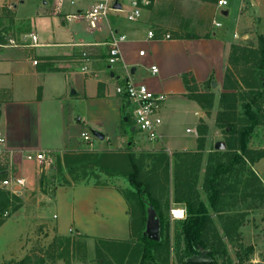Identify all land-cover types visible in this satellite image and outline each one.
I'll list each match as a JSON object with an SVG mask.
<instances>
[{
	"label": "crops",
	"instance_id": "obj_1",
	"mask_svg": "<svg viewBox=\"0 0 264 264\" xmlns=\"http://www.w3.org/2000/svg\"><path fill=\"white\" fill-rule=\"evenodd\" d=\"M117 1L121 9L110 11L98 27L91 28L85 18L68 19L67 15L84 13L95 0H0V28L8 26L6 40L0 34V42L6 44L0 46V129L7 149L14 153L15 173L26 176L29 183L50 168L42 171L37 163L24 160L23 152L45 151L54 159L82 150L128 152L124 145L132 143L130 137L137 130L134 125L131 132L126 131L127 115L133 121V105L116 91L128 71L135 81L169 94L162 107L165 123L158 141L169 146L172 139L173 147L180 150L195 147L194 139L181 142L168 127L178 118L191 120L188 127L198 132H189L193 136L200 134V122L210 127L209 113L188 97L183 74L189 73L200 90L210 78L224 83L232 44L252 37L247 25L254 24V18L264 24V0H228L235 8L233 15L229 6H220L218 0H137L141 15L135 20L127 17L133 0ZM214 19L222 26L216 27ZM151 29L153 38L148 36ZM112 31L126 35L120 44L122 58L115 64L109 62ZM32 34L37 35V44ZM10 38L17 44H8ZM84 50L89 51V60L83 59ZM85 64L88 71L82 69ZM153 65L157 72L152 71ZM92 130L104 137L86 141L82 132ZM72 183L67 187L78 186ZM92 187L102 190L103 212L93 211V198L80 199L78 211L75 205L71 208L74 224L70 228L81 238L92 236L87 233L91 225L84 232L81 222L96 218L101 231H112L109 218L118 214L123 229L129 223L130 234L131 214L122 190L111 182ZM56 230L61 233L58 225ZM10 249L9 254L16 252Z\"/></svg>",
	"mask_w": 264,
	"mask_h": 264
},
{
	"label": "rangeland",
	"instance_id": "obj_2",
	"mask_svg": "<svg viewBox=\"0 0 264 264\" xmlns=\"http://www.w3.org/2000/svg\"><path fill=\"white\" fill-rule=\"evenodd\" d=\"M228 6L233 15L235 8L231 4ZM223 17V15H220L218 18L223 20ZM253 23L247 25V29L253 33L252 37H248L246 40L241 39L238 45L241 44L240 46L251 49L259 46V36H264V24H259L256 18H254ZM5 27L0 28V34L4 38L7 35L8 26ZM251 58H253L252 52L248 51L245 58L242 52L238 51L235 55V63L231 64L229 62L228 67L232 71V83H238L241 86L240 90L245 92L244 95L246 94L247 101L248 99L251 100V96H255L253 92H256V96H258L255 101L256 104L264 107V99L262 101V96H259V92L264 91V71L258 66L259 63L251 60ZM210 80L211 87L209 86V90L215 94L213 106L208 115L209 119H207L210 127H204L200 122V126H202L200 129L203 130V133L199 132L198 136H193L192 133L186 131V127L192 125L191 120L187 118H178L174 123L168 125L181 142L194 139L195 147H186L180 150L173 147L176 144L171 142L172 139H169V146L167 144L163 145L161 141H158L160 139L149 141L144 134L134 130L133 135L130 137L132 143L124 145L125 151L128 152L110 154L95 150H82L67 153L80 154L81 157H84V161L80 165L76 162L73 163L76 168L75 175L68 171V166H65L63 159L65 155L63 157L58 156L61 161H58L56 157L47 173L41 172L40 177L34 178L32 183L28 182L27 190L20 195L22 203L18 210L14 211V205H9L2 211L0 204V222L3 224L7 221L4 226L0 225V227L2 226L0 229V264H21L26 257H30L32 263L43 258L47 264H101L99 260L105 264H139L142 255L140 235L141 231L146 234L148 220L144 225L142 221L143 209L135 196L131 194V189L134 188L127 177L130 173H137L139 181H144L143 185L150 186L151 194L159 201L164 220L169 223V229L164 230L163 234L159 230V240L162 241L163 245L162 248H157L160 251L155 253L152 264H165L164 246H166V243L170 246L169 264H182L179 259L184 242L181 237L178 246V236L182 230L181 221L186 218L187 210L184 203L175 202L173 198L176 182L175 165L179 162L177 154L179 152H195L201 141L200 139H204L203 156L196 185L201 200L208 205V194L202 187L206 166L210 153L217 150L215 143L217 141L226 143V134L222 128L217 126L215 121L216 114L220 110V94L226 88L224 83L219 84L214 78H210ZM213 82H216L217 85L213 86ZM204 88L207 89L208 86L204 85L202 89ZM250 90H252V93L249 96L248 92ZM166 94L169 96L168 93ZM237 106L236 112L238 118L241 119L243 118L241 116L243 110L241 102ZM212 117H215V119ZM162 120L163 125L165 123L163 116ZM132 122L130 118L126 130L132 131L130 129ZM248 122L246 118V123ZM92 140L97 141V137L93 134ZM98 141L100 142V140ZM250 146L264 149V112L250 141ZM226 150L227 148L221 149L222 152ZM104 154L110 156L105 157ZM228 156L223 157V163ZM98 159L101 165L109 170L108 174L103 171L104 168L101 169L97 166L99 165L96 162ZM258 161L247 164L246 171L244 170L242 176L240 175L237 179H235L234 174L224 177L230 189L225 192L224 201L221 204L222 212L214 211L209 207V212L223 239L226 250L223 253L220 249L221 253L216 254L215 264H264V198L256 197L255 192L252 190L257 186H264V157L259 163ZM229 163L231 162L225 161L224 166H228ZM86 173L89 175L84 176L83 174ZM105 175L111 177H105ZM72 182L78 184V186L76 188L67 187V185H72ZM108 182L113 183L116 188L122 189L124 194H127L125 196L127 200L129 199L128 210L131 214V233L129 234L127 230L129 223L123 229L121 226L122 218L115 214L109 218L112 231H101L96 218L95 220L86 221L87 224L82 221L84 232L87 225H91L87 233L92 236L88 235L86 238H81L78 233L70 228V225L74 224L71 208L75 205L78 211L80 199L93 198L92 202H96L93 211L103 212L104 206H102L103 203L99 198L102 195V190L95 191L92 186L103 185ZM60 187L67 188H62L56 192ZM29 196L30 199H26ZM174 203H179L181 206ZM92 204L91 206H94ZM172 208H182L184 217H175L171 212ZM220 215L224 216L222 218L227 215H236L237 217L239 227L229 237L224 235ZM41 218L43 220H39ZM56 225L63 234L57 232ZM20 232L22 233V239H20ZM210 234H212V230ZM249 245L254 246V253L244 261L238 260L236 252L244 254L246 247ZM9 248H11V252H16L9 254Z\"/></svg>",
	"mask_w": 264,
	"mask_h": 264
},
{
	"label": "trees",
	"instance_id": "obj_3",
	"mask_svg": "<svg viewBox=\"0 0 264 264\" xmlns=\"http://www.w3.org/2000/svg\"><path fill=\"white\" fill-rule=\"evenodd\" d=\"M259 46L257 48L251 49L246 46H240L238 44H232L231 53L229 57V62L231 64L235 63V55L238 51L247 57V52L253 53V58L256 63H259V67L264 71V36H259ZM231 68L228 67L225 75L224 86L225 91L221 92L219 98L220 110L216 116V124L218 127L222 128L226 134V148L225 152L221 149L213 151L210 153L208 164L206 166V171L203 180V190L208 194V205L206 202L202 201L200 198V192L196 185V180L198 179V173L200 172V166L202 161V150L204 148V139H200L198 150L195 152H179L177 154L178 163L175 165V185H174V201L184 203L186 205L187 216L181 221V232L178 236V246L181 237L184 242V246L181 249L180 261L182 264H215L216 254L225 253V245L223 239L214 224V220L209 212V207L214 211L222 212L223 209L221 204L224 201L225 192L229 191L230 187L226 184L224 177L226 175L234 174L235 179L240 175L242 176L244 170L246 171V166L249 163H254L260 158L264 157V149L262 148H252L250 146V141L254 136L255 129L259 124L260 118L264 112V107L260 104H256L258 96L256 92H253L251 100H246L245 92H241V86L232 83L231 79ZM183 80L188 91V97L196 101L203 109L208 113L213 106L215 99V94L209 90L211 87V80L206 82L208 88L200 90L198 84L195 82L193 77L189 76V73L183 74ZM252 90L248 92L249 96ZM259 96H262V101L264 99V91L259 92ZM241 102L242 112L241 116L243 118H238L237 115V104ZM127 115V114H125ZM128 120H130V116ZM246 118L249 121L246 123ZM129 122V121H127ZM127 122H124L127 124ZM134 126V123L130 127ZM205 127V126H204ZM199 132L202 134L203 130L198 126ZM127 132L129 130H126ZM125 132V130H124ZM131 132V131H129ZM111 154V153H110ZM105 157L110 156L109 154H104ZM229 155L225 161L231 163L228 166H224L222 162L223 157ZM75 157V158H74ZM58 158V157H57ZM74 158V159H73ZM65 166H68V171L75 175L74 162L77 164L84 161V157L80 154H65L64 156ZM61 161V158H58ZM98 162L99 168H104L101 165L100 160ZM83 168V167H82ZM105 173H109V170L104 168ZM112 174V173H111ZM89 175L88 173L83 174ZM82 175V176H83ZM130 184L134 189H131V194L135 196L139 204L143 209L142 221L144 225L147 223L148 209L153 207L158 221L160 223L161 234L164 230L169 229V223L164 220L163 212L159 201L151 194V188L148 185H143L144 181H139L137 173H130L127 176ZM143 185V186H142ZM233 189V187H232ZM122 190V189H120ZM255 192L254 195L259 198H264V186L260 185L252 188ZM123 192V190H122ZM124 193V192H123ZM127 196V194H124ZM125 196V197H126ZM1 199V209L5 210L9 205H14L13 210H18L22 203L20 196L11 194L7 190H0ZM129 200V199H128ZM145 212V213H144ZM220 217H224L220 215ZM2 222H0V225ZM222 226L224 230V235L229 237L236 231L239 227V223L236 215H227L222 218ZM212 230V234H210ZM140 243H141V258L139 264H152L155 259V253L159 252L157 248H162V241L159 239L150 238L147 234L141 231ZM161 236V235H160ZM180 249V248H178ZM221 249V251H220ZM165 250V264H169L168 254L170 250L169 244L166 243L164 246ZM205 253L210 257L208 261H191L190 258L195 255H201ZM254 253V246L249 245L246 247L244 254L241 252H236L238 260L244 261L248 259L251 254ZM30 257L23 259L21 264H47L43 258L38 262L32 263ZM101 264H105L103 261L99 260Z\"/></svg>",
	"mask_w": 264,
	"mask_h": 264
},
{
	"label": "built area",
	"instance_id": "obj_4",
	"mask_svg": "<svg viewBox=\"0 0 264 264\" xmlns=\"http://www.w3.org/2000/svg\"><path fill=\"white\" fill-rule=\"evenodd\" d=\"M75 0H71L74 3ZM117 0H95V2L84 13L68 14V19L75 17H83L88 22L91 28L98 27L101 20L106 18L110 11L115 10L114 4ZM147 3V2H146ZM220 6H227L228 0H218ZM121 9V8H120ZM118 9V10H120ZM141 15V7L137 0L132 1V9L127 12V17L130 20H135ZM213 23L216 27L222 26V22L214 19ZM150 38L155 37L153 29L148 31ZM235 37H239L238 33H234ZM34 44H37V35H31ZM166 37H170V34H166ZM126 39L125 34H119L117 32H111V38L109 41V62L115 64L122 58L120 44ZM8 44L16 45L15 39L10 38ZM6 44L0 42V46ZM145 51L141 50L140 54H144ZM84 60H89V51L84 50L82 52ZM83 71H88V65L85 64L82 67ZM153 72H157L156 65L151 67ZM116 91L119 94H123L127 97L130 103L133 105V123L135 128L144 134L149 140L155 141L162 137L161 126L163 123L161 112L162 107L167 99L168 95L163 92H156L149 88L146 83L135 81L131 72L128 71L124 82L119 83L116 86ZM188 132H194L198 134L197 130L188 127ZM82 137L86 141H91L92 134L90 132H82ZM22 157L28 162L37 163L39 169L42 171L49 169L53 162L54 157L51 153L45 151L38 152H23ZM14 153L9 151L6 147V136L0 129V190H7L11 194L22 195L28 186V178L24 175L15 173L14 170ZM172 214L175 217H184V210L182 208H172Z\"/></svg>",
	"mask_w": 264,
	"mask_h": 264
},
{
	"label": "water",
	"instance_id": "obj_5",
	"mask_svg": "<svg viewBox=\"0 0 264 264\" xmlns=\"http://www.w3.org/2000/svg\"><path fill=\"white\" fill-rule=\"evenodd\" d=\"M114 7L116 9H120L121 5L118 2H116L114 4ZM215 85H216V82H213V86H215ZM125 119H127V118H125ZM133 129H134V127H133ZM92 134L95 137H99V138H103L104 137V135L100 131H97V130H92ZM215 148L217 150L225 149L226 148V143L223 142V141H217L216 144H215ZM159 230H160V223L158 221V218L156 216V213H155L153 207H151V208H149V218H148V225H147L146 234L150 238L159 239ZM190 260L191 261H208V260H210V257L208 255H206L205 253H202L201 255L192 256L190 258Z\"/></svg>",
	"mask_w": 264,
	"mask_h": 264
}]
</instances>
